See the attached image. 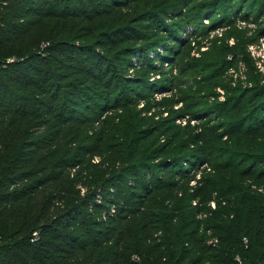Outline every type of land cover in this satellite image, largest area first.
I'll use <instances>...</instances> for the list:
<instances>
[{"label":"trees","instance_id":"16d2710c","mask_svg":"<svg viewBox=\"0 0 264 264\" xmlns=\"http://www.w3.org/2000/svg\"><path fill=\"white\" fill-rule=\"evenodd\" d=\"M235 31L258 42L264 0H0V264H264V77L233 84ZM201 81L224 100L177 106Z\"/></svg>","mask_w":264,"mask_h":264},{"label":"rangeland","instance_id":"374dc122","mask_svg":"<svg viewBox=\"0 0 264 264\" xmlns=\"http://www.w3.org/2000/svg\"><path fill=\"white\" fill-rule=\"evenodd\" d=\"M207 24L208 23H206V25ZM225 24L226 23H222V25L220 27H217L216 29L210 31V33H208L207 36H204L205 34H203V29H200L199 31L194 32L191 39H189L187 41L186 46H184L181 49L180 55L176 56V58L174 59V63L177 64L176 68H179L180 65H183V63H185V62L195 61V60L200 59L201 55H202L201 52H205L206 50H209V48L211 47L210 41L212 40V38L218 37V39H221V38L223 39L224 36L221 34L225 30H231L230 28H232L234 26L241 27V28H244V27L249 28L252 25L251 23H249V24H247V22L245 23V21H243V20H239L238 22H234L232 25L230 23H229V25H225ZM249 32H250V30L247 33H249ZM238 34H239V32L235 31L233 34L230 33L227 35V36H229V39L226 41V43H227L226 45L232 46L233 44H235V45H237V48H238V50L237 49L232 50L231 53L228 55V57L231 58L229 60L234 62V64L231 65L232 72L231 71H228V72H229V74H231L233 84H235V85L240 84L242 86V85H244V83H248L250 81L249 75H253V76L257 75L255 71H257L258 73H260L262 75V77H264V66H263L264 63L260 60L261 58L258 56V52H259L258 48H256L254 50V52L252 53L249 49V46H247L248 44L244 43V40L243 39L241 40L240 37L238 36ZM204 42H206V43H204ZM198 43H202V47L197 48ZM235 52H237L236 57L233 55ZM258 62H260V68H257ZM169 67H170V65L166 66L167 71L169 69H173V67L172 68H169ZM259 70L262 73L259 72ZM176 73L177 72H174L175 76H178ZM201 82L202 83L200 85L196 84L193 87V89L201 88L200 96L196 97V95H195L193 97V99H189V100H185V101H183L181 99L180 104H178L177 106L188 107V106H190V104H196L197 103L196 105H194V111L198 112V110H200L202 108L199 105L200 97H203V100H205L204 103H207V104H211L213 102H219V101L224 100L225 92L223 91V89H221V86L216 85L215 87H211L208 83L203 82V81H201ZM177 85H179V84H177ZM173 93H175V92L173 91ZM163 94L167 95V94H170V92L167 91V92H163L161 94L155 93V96H153V97H154V99H158ZM141 106L142 105L139 104L137 106V108L139 109ZM154 110L155 109H153L151 111L153 112ZM186 116H188V115H185L184 117H186ZM195 117L196 116L194 115V116H190L187 119H191V120H193V122H195V120H196ZM215 122H217V121H213L212 123H215ZM177 123L182 125L181 121H179ZM152 141H153V138H150L146 143H144L142 145H144L145 147H148L149 146L148 144H151ZM161 142H162V139L158 142V144H160ZM153 147H154V145H152L148 151L149 152L152 151ZM149 152H147V153H149ZM125 157H126V155H124V159H125ZM35 232H33V235Z\"/></svg>","mask_w":264,"mask_h":264},{"label":"built area","instance_id":"2783aa9c","mask_svg":"<svg viewBox=\"0 0 264 264\" xmlns=\"http://www.w3.org/2000/svg\"><path fill=\"white\" fill-rule=\"evenodd\" d=\"M204 22L207 23V20H204ZM240 23H241V22H240ZM242 23H243V22H242ZM248 46H249V49H250V51H251L252 53L254 52V50H255L256 48H258V50H259V52H258V56L261 58L260 60L264 63V35L258 40V42L251 43V44H249ZM257 66H258L257 68H260V62H258ZM263 66H264V65H263ZM229 71L232 72V68H230ZM259 72H261V71L259 70ZM261 73H262V72H261ZM186 119H187V116H186V117H183V118H181V119H177L176 121H177V122L181 121V123L184 124ZM190 123H194L193 120H190ZM95 160H96V159H95ZM204 167H205V166H199V169L196 170V172H195V176H196L197 178L199 177V174H200V168H204ZM193 183H194V180H191V181H190V184H193ZM253 187L256 188L257 191L264 192V186H262V185H260V186H255V185H253ZM195 203H196V202H193V205H195ZM209 206H210L211 208H214V207H215L214 201H210V202H209ZM204 216H206V212H205V213H202V212H201V213L196 214V217H204ZM34 235H36V232L34 233ZM35 238H36V237H35ZM214 241H215V239L211 238V239H209L207 242H208V243H213ZM243 241L246 242V238H243ZM133 259H134L135 261H138V260H139L138 256H133ZM235 259H236V261L240 262L238 256H237Z\"/></svg>","mask_w":264,"mask_h":264}]
</instances>
